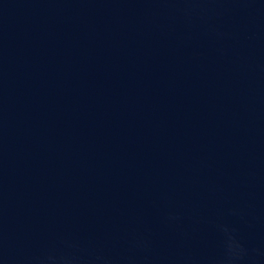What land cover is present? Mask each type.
<instances>
[{
  "label": "water",
  "instance_id": "obj_1",
  "mask_svg": "<svg viewBox=\"0 0 264 264\" xmlns=\"http://www.w3.org/2000/svg\"><path fill=\"white\" fill-rule=\"evenodd\" d=\"M0 264H264V0H0Z\"/></svg>",
  "mask_w": 264,
  "mask_h": 264
}]
</instances>
